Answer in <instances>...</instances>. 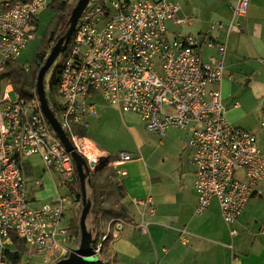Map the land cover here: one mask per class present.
Here are the masks:
<instances>
[{"label": "built area", "instance_id": "1", "mask_svg": "<svg viewBox=\"0 0 264 264\" xmlns=\"http://www.w3.org/2000/svg\"><path fill=\"white\" fill-rule=\"evenodd\" d=\"M250 5L251 0H238L233 16L246 18ZM48 6L49 0H0V76L8 62H16L27 42L35 38L38 14ZM180 10L176 0L89 2L76 23L61 69L56 117L87 169L95 172L104 162L112 164L118 167L119 185L127 175L122 166L133 156L120 151L110 160L79 131L88 125L87 117H98V98L122 115L136 114L158 135H165L171 127L189 131V163L195 169L198 193L196 213H204L217 199L222 217L230 225L242 215L255 184L264 179V152L253 132L227 118L221 90L226 43L201 41L193 34L170 37L168 20L176 25L191 20L180 16ZM229 29L240 31L241 23L231 22ZM204 44L217 54L205 60L201 53ZM24 67L28 72L30 67ZM6 79L4 84L0 78V264H15L10 253L21 250L14 236L24 241L29 247L24 253L37 258L39 264H55L79 248L81 232L76 238L75 231L63 224L68 196L60 194L52 202L33 206L23 159L39 155L45 173H57L59 188H71L76 165L43 112L37 88L28 96L18 93L13 100L9 93L14 87ZM41 183L40 178L35 180V185ZM135 202L153 205L150 196ZM144 215L138 223L113 218L106 222L105 231L91 229L96 264H107L103 256L106 245L120 237L126 226L149 234ZM182 232L181 240L186 243V230Z\"/></svg>", "mask_w": 264, "mask_h": 264}, {"label": "crops", "instance_id": "2", "mask_svg": "<svg viewBox=\"0 0 264 264\" xmlns=\"http://www.w3.org/2000/svg\"><path fill=\"white\" fill-rule=\"evenodd\" d=\"M176 1L181 5L180 16L191 17L179 25L181 33L226 43L225 79L221 90L227 118L233 125L253 132L264 152V121L260 127L250 120L254 101L256 109L258 103L264 101V0H251L246 18L233 16V7L238 0ZM231 22H240L241 30H230ZM201 53L207 60L217 54V50L204 44ZM123 116L130 120L138 118L132 113ZM89 119L91 121L86 120L88 125L82 128L84 133L89 127L97 129L103 120L99 116ZM109 128L117 130L111 122ZM188 134L190 137V132ZM91 141L100 152L109 155L94 139ZM191 154L190 150L188 164L181 172L150 169L143 156L122 166L127 171L122 183L124 195H112L109 201L116 206L124 204L129 210L130 222H140L145 212L149 234L132 225L126 226L120 237L106 245L109 264H264V179L255 184L254 194L239 219L229 225L222 217L217 199L211 201L204 213H196L198 193L194 187L195 169L189 163ZM108 165L117 171L118 167ZM27 166L32 174L34 166L30 162ZM239 175L244 178V174ZM39 178L41 188L30 189L32 198L36 200L37 195L41 197L45 193L58 198L61 192L57 176L46 174ZM42 188L43 191L36 190ZM148 196L153 200L151 207L135 202ZM183 229L188 239L186 243L181 240ZM233 229L238 231L236 235H232Z\"/></svg>", "mask_w": 264, "mask_h": 264}, {"label": "rangeland", "instance_id": "3", "mask_svg": "<svg viewBox=\"0 0 264 264\" xmlns=\"http://www.w3.org/2000/svg\"><path fill=\"white\" fill-rule=\"evenodd\" d=\"M99 1L102 0H91L90 4L92 5ZM76 2L77 0H73L72 4H65V7L72 6L73 4L75 5ZM60 3L61 2H59L58 0H49V6L38 14L36 36L35 38L30 39L27 42L21 55L16 61L18 64L22 66L34 67L36 63V56L39 51L43 49L44 44L50 35V32L56 25L59 15L61 14V12L66 13V11L68 10V8L64 9L63 5H60ZM166 24L170 37H175L182 32L181 26L176 25L172 20H168ZM184 31L187 32L186 30ZM60 61H63L61 55L57 58L55 65ZM52 71L53 68H50L45 76L46 92L49 91V79L51 77ZM3 83H7L6 78H3ZM9 95L13 100L17 99L18 97V93L14 89L11 90ZM98 104V116L99 118H103V120L98 123L97 129L92 130L89 127L88 131L85 133L86 136L90 137L91 139H94L96 143L100 145V147L104 148L107 151L110 160L114 159L119 151H127L133 156V158H142L143 156L148 167L156 171L161 169L165 171L174 170L176 172H181V168H186L189 159V157H187V154L190 153V149L187 142L189 137L188 131L171 127L165 135L161 136L148 130L146 128L145 122L139 116V119L137 118L136 120L125 119L124 116L120 114L117 109L109 106L103 99L98 98ZM254 105V111L250 116V120L252 122H257L261 127V124L264 121V101L258 103L257 109V104L255 103V101ZM89 118L87 120L91 121V119ZM110 122L114 123L117 126L116 131H111V129L109 128ZM23 160L26 163L30 162L34 166L32 174L31 171L28 173V185L30 189H33L34 186H39L35 185L34 179H37L42 175H46V173L43 171L44 163L39 155L25 156ZM103 164L107 163L104 162ZM110 168L111 167H109V165L107 164V172ZM54 175L57 176V173H54ZM113 178L114 183L118 184V175L116 174ZM86 186L88 195L91 192V189L88 183L86 184ZM39 188H41V186H39ZM36 190L40 192L43 191V188ZM60 192L62 195L68 196V199L65 201V215L63 219V224L69 226L74 231V226L81 217L83 209L82 200L81 198H77V192H72V190L68 187L60 188ZM54 196V194L48 195L47 193H45L41 197L37 195L36 200L33 201L32 204L34 206L46 202H52L57 199ZM93 219L94 216L91 214L90 211L86 219L87 228L93 229V227L97 226L99 227L100 231H105L106 223L104 221H101L99 225L95 226L93 223ZM75 235L77 238L78 236L76 232ZM77 245H79L78 241L76 246ZM106 249L107 248H105L103 253L104 257H106L107 255ZM28 250L29 247L27 246L26 251ZM21 263L39 264L37 258L32 257L28 254L24 255V258Z\"/></svg>", "mask_w": 264, "mask_h": 264}, {"label": "trees", "instance_id": "4", "mask_svg": "<svg viewBox=\"0 0 264 264\" xmlns=\"http://www.w3.org/2000/svg\"><path fill=\"white\" fill-rule=\"evenodd\" d=\"M104 0H102L103 2ZM63 5V8L68 10L65 12H61L59 18L54 26L53 30L50 32L49 37L47 38L43 49L39 51L36 56V63L34 67H30L29 71L25 70V67L18 64L17 62L10 61L7 64L6 70L0 76L1 79L9 78L13 84L14 90L23 95L28 96L30 94L31 89L36 87V80L38 72L41 66L44 64L47 56L49 55V50L51 51L54 44L66 33L69 25V18L72 12L74 4L72 6L65 7V3H60ZM73 38L68 45L66 51L62 52L60 55L63 58V61L57 63L52 66L53 71L51 77L49 79V91L46 92L49 105L55 114L58 116V104H59V95H58V84L59 77L61 73V69L63 67L65 58L67 53L72 45ZM80 133L84 135V129H79ZM27 173H29L30 169L26 165ZM87 180H90V189L91 192L88 194V201L91 202V214L94 216L93 223L94 225H99V223L103 220L109 221L113 218H129V210L124 204H118L110 202L109 198L112 195H116L118 197L124 195L122 185L115 184L113 181V177L116 175L115 169H109L107 172V165L103 164L99 169L95 172H92L86 169ZM72 192L76 193L78 197H81V189H80V180L78 176V172L76 170L75 180L71 185ZM80 219L74 226V231L79 234L80 233ZM97 227V226H96ZM99 228V227H97ZM15 243L18 249L21 252L10 253V258L15 264H19L22 262L24 258V252L26 251V247L24 245V241H19L16 236H14ZM107 264H109L107 262Z\"/></svg>", "mask_w": 264, "mask_h": 264}, {"label": "water", "instance_id": "5", "mask_svg": "<svg viewBox=\"0 0 264 264\" xmlns=\"http://www.w3.org/2000/svg\"><path fill=\"white\" fill-rule=\"evenodd\" d=\"M90 1L91 0H77L71 12L69 18V25L66 33L52 47L44 64L41 66L38 72L37 80H36V87L39 94V99L41 102L43 112L45 113L52 127L56 130L59 137L65 144L68 152H70L73 156L80 180L81 200L83 204V209L79 222L80 230H81V241L79 244V248L74 250L68 258L61 260L55 264H96L97 262V258L94 257L92 252L93 236L92 233L88 230L86 225V219L91 209V202L88 201L87 186H86L87 183L88 184L90 183V180H87V175H86L87 164L83 159V157L74 149L73 144L70 141L68 135L62 129L57 117L53 113L49 105V101L46 95V88H45V76L47 71L50 68H52V66L54 65L60 54L67 50L76 23ZM200 40L202 41L203 37H200Z\"/></svg>", "mask_w": 264, "mask_h": 264}]
</instances>
